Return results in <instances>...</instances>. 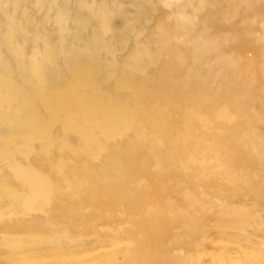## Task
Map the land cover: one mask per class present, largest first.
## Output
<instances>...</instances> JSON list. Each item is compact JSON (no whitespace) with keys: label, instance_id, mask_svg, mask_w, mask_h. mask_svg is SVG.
Returning <instances> with one entry per match:
<instances>
[{"label":"rangeland","instance_id":"1","mask_svg":"<svg viewBox=\"0 0 264 264\" xmlns=\"http://www.w3.org/2000/svg\"><path fill=\"white\" fill-rule=\"evenodd\" d=\"M0 57V264H264V0H0Z\"/></svg>","mask_w":264,"mask_h":264},{"label":"bare ground","instance_id":"2","mask_svg":"<svg viewBox=\"0 0 264 264\" xmlns=\"http://www.w3.org/2000/svg\"><path fill=\"white\" fill-rule=\"evenodd\" d=\"M0 61L3 62V58L0 57ZM1 66H2V63H0ZM5 69V75H1L0 77H2V82H6V84L8 82H10V85L13 86V84H16V81L14 80V77H13V73L11 72V69L7 66ZM10 69V71H9ZM5 76V77H4ZM16 86V85H15ZM11 91V92H10ZM8 91V94L10 92V101L9 102H12L13 100L16 101V107H19L22 108L23 106L27 109V117L29 120H32L31 118V114L29 113V108L30 106L28 105V102L27 100L25 101L21 95H19V90L17 88H13L12 90ZM2 96H6V92L4 94H2ZM20 97V99L22 100L23 99V102L22 101H17V98ZM9 97H5V99H8ZM12 115V116H11ZM11 115H9L8 113H5L4 116H3V113L0 112V124L1 123H6L8 120H11V119H15L18 114L16 112L12 113ZM39 197V196H38Z\"/></svg>","mask_w":264,"mask_h":264}]
</instances>
